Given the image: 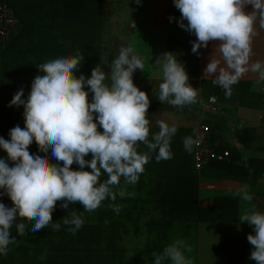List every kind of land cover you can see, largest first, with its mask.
<instances>
[{
  "label": "clouds",
  "instance_id": "clouds-1",
  "mask_svg": "<svg viewBox=\"0 0 264 264\" xmlns=\"http://www.w3.org/2000/svg\"><path fill=\"white\" fill-rule=\"evenodd\" d=\"M174 5L181 13L179 26L196 37L193 53L199 54L210 41L219 42L204 72L205 77H212L213 83L225 91L226 97L232 95V86L248 72L264 81V62L250 63L257 23L264 29V0H174ZM247 5L253 6L252 11H245ZM82 59L80 54H69L39 64L41 74L34 78L28 98L22 99L21 88L10 102V107L23 106L25 127L12 128L10 140L0 137V148L14 162L10 167L8 161L0 158V189L5 190L0 195L6 194L14 205L9 208L0 203V254L6 256L9 245L15 242L10 229L17 217L33 222V233L50 224L54 231L59 230V222H53L52 217L57 201H64V209L79 203L84 211H95L105 199L114 202L118 195H126L125 189L119 187L121 177L125 184H136L150 160L149 153H155L157 162L172 157L170 141L177 132L175 124L156 120L159 131L149 139L150 99L133 81V73L144 70L143 60L134 47L122 45L110 73H105L99 64L89 78L83 74L77 77L74 71ZM155 64L162 75L157 94L162 103L183 107L195 102L198 89L189 84L188 73L175 53H162ZM85 85L94 93L91 103ZM33 141L43 155L30 154ZM138 142L149 151L138 152ZM191 143L190 137L184 139L186 149H190ZM49 149L55 160L63 162L62 166L50 162ZM89 153L92 159L86 160ZM74 163L80 170L72 169ZM86 166L91 171L84 170ZM102 174L108 178L100 182ZM242 199L251 201L253 197L244 194ZM109 207L116 213L120 211L114 203ZM83 222L75 210L63 218L65 225L72 226L69 230L73 233ZM240 222L254 227L255 234L247 236L253 246L250 259L264 264V214L246 210ZM16 227L23 236L26 224ZM186 251L191 252V247L177 239L162 253L153 252L152 264H163L165 259L171 264H193Z\"/></svg>",
  "mask_w": 264,
  "mask_h": 264
},
{
  "label": "trees",
  "instance_id": "trees-1",
  "mask_svg": "<svg viewBox=\"0 0 264 264\" xmlns=\"http://www.w3.org/2000/svg\"><path fill=\"white\" fill-rule=\"evenodd\" d=\"M103 2L0 0L14 11L19 21L7 45L0 48V137L10 140L12 128L25 127L23 106L9 105L21 88L24 90L22 99L28 98L34 78L41 74L39 64L60 56L80 54L84 59L74 70L77 77L83 74L89 78L99 64L105 73H110L114 53L102 37ZM85 91L89 92L91 103L94 93L87 85ZM99 130L102 132V127ZM158 131L150 128L149 139ZM177 132L171 140L179 147L171 151V159L157 162L155 153H149L150 160L136 184H125L121 177L119 187L126 191L123 198L118 195L114 202L105 199L92 212L84 211L79 203L69 204L68 209H64L61 207L64 201H57L52 213L53 222L60 224L56 231L50 224L33 233V222L17 217L10 229L11 235L16 237L15 242L9 245L6 256L0 254V264H142L146 257L155 259L153 252L162 253L159 241L169 235L176 234L181 240H188L207 210L197 204L198 172L192 167V148L190 151L183 148L180 138L186 134ZM137 150L140 153L149 151L140 142ZM235 151L230 150L228 161H210L205 167L211 164L222 167L229 163ZM29 152L44 154L39 152L35 141L29 146ZM47 155L51 163L62 166L63 162L55 160L50 149ZM0 158L8 161L10 167L14 166L3 148H0ZM85 159L91 160L92 154ZM261 166L264 169V160ZM72 169L80 170V167L74 163ZM84 170L91 171V168L86 166ZM107 178L102 174L100 182ZM4 192L0 189V193ZM0 203L9 208L14 206L6 194L0 195ZM113 203L120 206L119 213L109 207ZM72 210L84 221L74 233L69 230L72 226L63 223V218ZM19 223L27 226L23 236L17 232Z\"/></svg>",
  "mask_w": 264,
  "mask_h": 264
},
{
  "label": "crops",
  "instance_id": "crops-1",
  "mask_svg": "<svg viewBox=\"0 0 264 264\" xmlns=\"http://www.w3.org/2000/svg\"><path fill=\"white\" fill-rule=\"evenodd\" d=\"M252 9V5H247L245 11ZM101 13L102 37L107 46L113 51L112 39L121 36V45H132L145 61L144 70L137 69L139 76L133 81L148 93L150 128L159 129L158 119L175 124L177 130L186 134L180 138L185 148L184 139L188 136L192 141L194 128L203 122L209 127L207 140L215 152L228 151L230 155V150H236L229 163L222 167L211 164L196 173L197 204L207 211L185 241L191 247V252H185L186 257L193 264H256L250 259L253 246L247 239L249 234H255L254 227L248 222L241 223L240 216L246 210L264 214V169L261 166L264 160V81L248 72L232 86V95L226 97L225 91L213 83L212 77H205L204 72L219 42L210 41L199 54L193 53L192 42L196 37L179 26L181 13L174 0H140L139 3L137 0H104ZM119 30L135 31L137 35L123 37ZM251 46L250 63L264 62V29H260L258 23ZM165 52L175 53L188 73L189 84L198 89L194 103L178 107L157 98L162 75L155 61ZM209 98H214L215 102L210 103ZM172 144L170 151L179 147ZM191 148L192 143L188 150ZM244 194L253 199L243 200ZM177 239L180 238L176 234L169 235L159 241V247L164 249ZM153 261L146 257L142 264ZM163 264H171V261L165 259Z\"/></svg>",
  "mask_w": 264,
  "mask_h": 264
},
{
  "label": "built area",
  "instance_id": "built-area-1",
  "mask_svg": "<svg viewBox=\"0 0 264 264\" xmlns=\"http://www.w3.org/2000/svg\"><path fill=\"white\" fill-rule=\"evenodd\" d=\"M19 26V21L14 11L5 3H0V48H4ZM214 103V98H209ZM213 109V108H212ZM209 127L199 122L193 130L191 161L195 171L200 172L210 161H223L228 156V151L215 152L209 145L207 135Z\"/></svg>",
  "mask_w": 264,
  "mask_h": 264
},
{
  "label": "water",
  "instance_id": "water-1",
  "mask_svg": "<svg viewBox=\"0 0 264 264\" xmlns=\"http://www.w3.org/2000/svg\"><path fill=\"white\" fill-rule=\"evenodd\" d=\"M121 39L120 38H115L114 39V42L112 43V48H113V51L115 52V55H114V59L116 57H118L119 55V50L120 48L122 47L121 45ZM139 76V73L138 71L136 70L134 73H133V78H137Z\"/></svg>",
  "mask_w": 264,
  "mask_h": 264
},
{
  "label": "rangeland",
  "instance_id": "rangeland-1",
  "mask_svg": "<svg viewBox=\"0 0 264 264\" xmlns=\"http://www.w3.org/2000/svg\"><path fill=\"white\" fill-rule=\"evenodd\" d=\"M110 24H111V23H110ZM106 31H107V30H106ZM106 33H107V34H106V35H107V39H109L108 34L110 33V30H109V33H108V32H106ZM111 33H112V32H111ZM119 33L122 34L123 37H131V38H134V37L137 35V33H135V31H131V30L128 31V32H125L124 30H119ZM115 38H120V39H121L122 37L120 36V37H115ZM115 38L112 39V43L114 42V39H115ZM103 56H104V60H105V55H103ZM143 59H144V58H143ZM143 63H145V61H143ZM106 83H110V81H107V80H106ZM173 235H174V234H173ZM173 235H172V236H173ZM174 236H175V235H174ZM174 236H173V237H174Z\"/></svg>",
  "mask_w": 264,
  "mask_h": 264
}]
</instances>
